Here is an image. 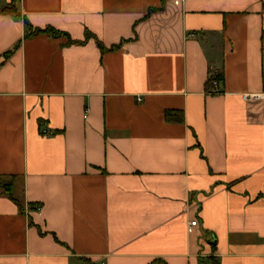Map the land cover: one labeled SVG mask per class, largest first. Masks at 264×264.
Wrapping results in <instances>:
<instances>
[{
  "label": "crops",
  "instance_id": "crops-1",
  "mask_svg": "<svg viewBox=\"0 0 264 264\" xmlns=\"http://www.w3.org/2000/svg\"><path fill=\"white\" fill-rule=\"evenodd\" d=\"M0 177V264H264V0H0Z\"/></svg>",
  "mask_w": 264,
  "mask_h": 264
},
{
  "label": "trees",
  "instance_id": "trees-1",
  "mask_svg": "<svg viewBox=\"0 0 264 264\" xmlns=\"http://www.w3.org/2000/svg\"><path fill=\"white\" fill-rule=\"evenodd\" d=\"M15 2V0H14ZM6 12L8 13H12L15 17H20V14L18 13L17 9H16V6H15V3H13L11 6H9L7 9H6ZM26 25H27V33H26V37H31L32 35H34L35 33H45V34H49L53 37H61V36H68L69 40H68V44H74V43H83V41H75V40H72L69 36L68 33L64 32V31H60L58 29H55L53 27H47L45 29H37V30H34L32 25L30 23H28L26 21ZM94 36V34H92L90 31H87L86 32V39H89V38H92ZM97 44L100 48V50L102 52H106V51H114L116 49L119 48V45H113L111 48H107L101 41H97ZM13 50L7 52L5 55H4V58H8L11 54H12ZM215 78V79H218V80H221V76L218 75V74H214L213 77H211V79L209 78L208 79V82H207V91L210 92V90L213 88V84H212V80ZM0 189L3 191L2 193L5 194V195H8L10 197H12V183H3L1 177H0ZM13 198V197H12ZM37 204L35 205H32V209H35ZM214 247V250L216 249V245L214 244L213 245ZM152 264H166L165 262H159V261H154ZM201 264H219L218 262V259L216 257H210V258H207L205 260H202Z\"/></svg>",
  "mask_w": 264,
  "mask_h": 264
},
{
  "label": "built area",
  "instance_id": "built-area-1",
  "mask_svg": "<svg viewBox=\"0 0 264 264\" xmlns=\"http://www.w3.org/2000/svg\"><path fill=\"white\" fill-rule=\"evenodd\" d=\"M213 75L214 74H210L209 78L211 79V77H213ZM212 84H213V88L210 90V92H208L209 94L214 95V94H219V93L223 92V90L221 89V84H222L221 80H218V79L214 78L212 80ZM243 97H244V100H246V101H257V100H259L261 98L260 95H258V94H246ZM41 210H42V205L37 204L36 207H35V211H39L40 212ZM197 223H198L197 220H193L191 222V225L192 226H196Z\"/></svg>",
  "mask_w": 264,
  "mask_h": 264
}]
</instances>
